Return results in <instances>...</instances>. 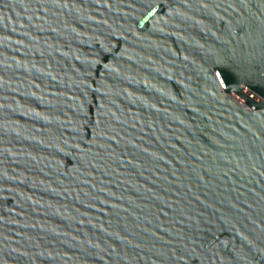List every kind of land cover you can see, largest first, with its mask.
<instances>
[{
  "label": "water",
  "instance_id": "water-1",
  "mask_svg": "<svg viewBox=\"0 0 264 264\" xmlns=\"http://www.w3.org/2000/svg\"><path fill=\"white\" fill-rule=\"evenodd\" d=\"M0 264H264V0H0Z\"/></svg>",
  "mask_w": 264,
  "mask_h": 264
}]
</instances>
